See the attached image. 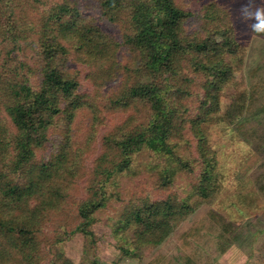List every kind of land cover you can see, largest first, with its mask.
Instances as JSON below:
<instances>
[{
    "label": "rangeland",
    "instance_id": "rangeland-1",
    "mask_svg": "<svg viewBox=\"0 0 264 264\" xmlns=\"http://www.w3.org/2000/svg\"><path fill=\"white\" fill-rule=\"evenodd\" d=\"M38 1L32 7L33 18L53 3L61 4L62 0ZM74 1L83 12L95 17L113 46L121 39L124 30L111 21L102 9L99 10L95 0ZM177 3L192 12L184 27L191 39L197 37L198 32L205 34L206 29L215 26H227L230 30L229 41L222 35L217 36L221 46H230V49L225 47L224 58L231 62V72L219 91L220 103L216 105V111L213 109L201 122L199 133L187 122L189 115L196 117L200 107L204 106L202 100L206 96L210 72L192 65V62L185 63L183 75L191 84H185L187 102L180 108L183 118L177 121L178 132L166 141L159 140L138 149L127 167L121 162L112 163L108 177L102 179L96 173V165L106 149L107 138H121L125 132L137 127V121L146 124L150 116L147 115L146 119L142 115L130 123L129 114L135 117V109L120 110L113 104L129 89L126 82L129 79L119 70L133 68L125 60L126 56L129 60L133 56L126 46L109 50L115 52L114 59L108 62L107 70H99L96 75L92 74L94 68L86 59L81 60L77 54H72L71 69L75 70L79 80L77 92L88 102L76 110L71 121L72 144L67 149L73 157L68 168L73 174L68 177L65 207L29 214L36 238L35 255L42 262L264 264V34L252 33L240 19V9L247 0H177ZM212 3L228 10V18H206L202 4ZM256 3L264 4V0H256ZM186 51L194 55L190 49L183 50V60L187 58ZM19 53L24 57L27 52L22 49ZM29 66H32V61ZM132 74H135L136 81L142 79L135 69ZM235 102L238 103L232 112L235 120L231 122L228 116L230 106ZM69 115L73 113L63 111L54 117L48 139L35 150L36 158H47L52 151L61 148L62 132L64 135L66 131L62 126L69 123ZM2 118L13 136L15 127L10 117L6 115ZM204 140L210 155L217 158L214 196L200 202L186 216L176 214L170 222L174 225L173 229L154 227L147 232L148 240H136L135 227L121 220L134 203H142L147 198L153 201L167 197L178 202L200 201L195 185L203 170L201 149L205 146L202 144ZM156 144L159 148L169 145L171 152L167 151L168 147L163 151L155 150ZM3 149L9 152L11 160L14 146L5 143ZM165 177L171 180L167 185H163ZM89 182L104 184L110 197L107 205L95 212L94 220L88 226L93 230V236L88 237L80 227L75 232L70 231L80 219L78 205L87 196ZM142 216L145 220H154L146 213Z\"/></svg>",
    "mask_w": 264,
    "mask_h": 264
},
{
    "label": "trees",
    "instance_id": "trees-1",
    "mask_svg": "<svg viewBox=\"0 0 264 264\" xmlns=\"http://www.w3.org/2000/svg\"><path fill=\"white\" fill-rule=\"evenodd\" d=\"M38 2L0 0V264H46L35 255L36 238L29 214L60 209L68 201V177L73 174L68 169L73 157L67 149L72 144L71 121L76 110L88 102L78 95L79 80L70 65L74 58L72 54L86 59L94 68L92 74L96 75L99 70H107L108 62L115 57V52H111L115 47L126 46L133 56L130 60L126 56L125 60L133 68L119 70L129 79L126 81L129 89L113 104L120 110L135 109V117L129 114L130 123L142 115L146 119L150 116L146 124L137 121V127L125 132L121 138H107L106 149L96 165V173L102 179L108 177L112 163L121 162L127 167L138 149L159 140L166 141L178 132L177 121L183 118L180 108L187 102L184 96L185 63L192 62L210 72L206 96L202 100L204 106L200 107L196 117L188 116L187 122L197 133L201 122L213 109L216 111V105L220 103L219 91L231 72V62L224 58L225 47L230 49V46H221L217 38L221 35L227 40L231 38L228 27L215 26L206 29L205 34L198 32V36L191 39L184 27L192 12L177 0H95L99 10L102 9L124 30L114 46L95 17L83 12L74 0L53 3L33 18L32 7ZM202 9L208 19L228 18L229 11L215 3L202 4ZM22 49L27 52L24 57L19 53ZM187 49L194 55L186 51L187 58L183 60L181 52ZM30 61L32 66H29ZM134 69L142 76L139 81L132 74ZM237 104L230 106L228 120L231 122L235 120L232 112ZM63 111L73 115H69V123L62 126L66 131L64 135L62 132L61 148L52 151L47 158H36L35 150L44 145L54 117ZM6 115L15 127L13 136L2 118ZM5 143L14 146L11 160L9 152L3 149ZM202 144H205L201 149L203 170L195 185L200 201L178 202L167 197L134 203L121 220L135 227L136 240H148L147 232L154 227L173 229L170 222L176 214L186 216L200 202L214 196L217 158L210 155L206 140ZM167 147L170 153L169 145L159 148L156 144L154 149L163 151ZM170 182V178L165 177L163 185ZM107 195L104 184L89 182L87 196L78 205L81 220L70 232L80 227L86 236H93V230L88 226L94 220L95 212L107 205L110 194ZM144 213L154 220H145Z\"/></svg>",
    "mask_w": 264,
    "mask_h": 264
},
{
    "label": "clouds",
    "instance_id": "clouds-1",
    "mask_svg": "<svg viewBox=\"0 0 264 264\" xmlns=\"http://www.w3.org/2000/svg\"><path fill=\"white\" fill-rule=\"evenodd\" d=\"M240 19L252 33L264 34V4L258 5L256 0H247L240 9Z\"/></svg>",
    "mask_w": 264,
    "mask_h": 264
}]
</instances>
